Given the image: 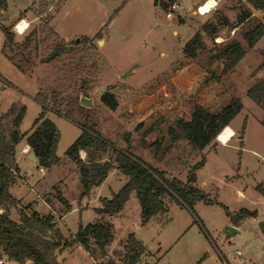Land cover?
<instances>
[{
    "label": "rangeland",
    "instance_id": "1",
    "mask_svg": "<svg viewBox=\"0 0 264 264\" xmlns=\"http://www.w3.org/2000/svg\"><path fill=\"white\" fill-rule=\"evenodd\" d=\"M203 1L177 0L174 18L153 0H7L0 11V117L13 106L25 107L19 131L26 135L16 147L21 171L10 188L18 213L53 214L68 240L80 225H112L111 244L101 246L91 239L85 249L74 243L57 250L60 264H129L132 254H126V247L131 234L145 247L135 264H264V110L247 95L245 77L224 70V60L215 57L233 40L247 47L245 33L264 21V15L260 12V18L238 23L234 34V25L252 5L247 0H221L211 13L193 14ZM221 15L229 24L218 35L202 33L205 23L216 22ZM23 19L29 27L21 39L14 28ZM2 26L14 34V45L6 46ZM198 31L205 47L186 51ZM27 38L29 46L16 47ZM82 38L91 41L84 43ZM61 43L66 51L50 63L42 62ZM244 60L248 72L260 58L249 54ZM106 93L115 96L117 109L102 102ZM38 94L46 98V116L60 131L58 162L48 167L21 153L44 109ZM81 95L93 104L83 105ZM238 96L244 108L231 125L239 132L227 146L216 139L204 150H195L181 136L177 122L189 120L195 105L218 112ZM13 118L4 121L7 134ZM83 124L99 133L96 154L101 162L117 165V154L128 150L166 179L186 182L189 171L205 157L197 170V186L220 205L198 201L191 209L164 196L168 212L143 223L133 192L123 215H99L96 209L114 198L128 178L112 170L100 187L82 197L81 164L68 149L82 134ZM171 130L179 137L174 139ZM93 152L81 150L82 162H88ZM241 209L256 211L257 216L240 220V229L231 232L228 227ZM111 220H116L115 227ZM0 257L5 264H20L4 254Z\"/></svg>",
    "mask_w": 264,
    "mask_h": 264
},
{
    "label": "trees",
    "instance_id": "2",
    "mask_svg": "<svg viewBox=\"0 0 264 264\" xmlns=\"http://www.w3.org/2000/svg\"><path fill=\"white\" fill-rule=\"evenodd\" d=\"M253 8L264 10V0H247ZM7 0H0V11L6 7ZM154 5L163 9L169 8V4L177 0H153ZM239 17L238 23H241L248 11ZM229 24L227 16H219L216 22L205 23L201 29L208 37L218 35L221 27ZM3 28L7 37L6 46L14 45V34L6 27ZM198 31L189 43L186 44V51L190 52L195 46L205 47L203 35ZM264 35V24L260 23L252 30L245 33V38L250 47H253ZM84 43H89V38H82ZM30 44V38L25 42L18 44L21 47H27ZM66 51L65 43L58 44L42 60L44 63H50L56 60ZM187 53V52H186ZM245 50L241 44L233 40L227 44L219 53L215 55L218 60H224V70L234 68L245 56ZM193 54H190V56ZM214 76L218 77V75ZM247 95L264 110V80L253 85ZM37 99L43 104L44 109L40 116L35 120L32 131L27 134V143L32 152L38 159V164L42 166H52L58 162L56 149L60 140V131L56 124L46 115L48 108L45 97L37 95ZM111 110L118 107V101L111 93H106L101 98ZM243 105L240 99H232L225 107L218 112H211L202 105L193 107L191 118L189 120L179 119L177 127L182 131V137L185 138L195 150H204L209 145L216 142V137L220 132L234 120L242 111ZM25 114V107L18 109L13 106L9 111L0 117V250L9 260L20 264H60L56 259L57 250L79 243L85 249L89 248L90 240L94 239L101 246L109 245L113 242L114 236L112 225L105 222L80 225L71 240L60 232L55 223L53 215L41 216L37 212L30 215L23 210L19 212V221L11 218L12 205L15 201L10 194V187L16 182L19 175V168L16 159V147L24 138L19 131V126ZM70 113L68 117H70ZM13 118V127L6 133L4 121ZM264 126V119L262 121ZM82 134L69 147V156L77 163H80L81 179L83 184L82 197L89 196L94 188H98L106 180L112 170H119L124 174L128 181L124 187L110 200H104L103 206L97 208L99 215H115L121 212L128 202L131 193L134 191L141 206L142 222L146 223L153 216L159 213L168 212L169 204L163 198L170 197L172 201L193 208L198 201H203L209 205H220L217 198H210L209 194L197 186L196 171L205 164L203 157L189 171L187 181L182 182L178 178L166 179L161 172L146 164L141 159L135 157L131 151L125 150L119 152L116 157L117 165L110 161L101 162L97 157V144L101 141L99 133L86 124L82 125ZM173 138H178V134L171 130ZM93 149L88 162H82L80 151ZM61 202L70 208L69 202L60 198ZM226 213H231L225 208ZM256 217V211L241 209L235 219L234 225L247 217ZM126 254H132L129 264H135L139 260L140 254L144 251V245L133 235L129 236ZM138 253H135V252Z\"/></svg>",
    "mask_w": 264,
    "mask_h": 264
},
{
    "label": "crops",
    "instance_id": "3",
    "mask_svg": "<svg viewBox=\"0 0 264 264\" xmlns=\"http://www.w3.org/2000/svg\"><path fill=\"white\" fill-rule=\"evenodd\" d=\"M205 2V0L203 1V3ZM221 2V0H219V3ZM203 3H202V5H203ZM179 5V4H178ZM200 5V4H199ZM198 5V6H199ZM201 5V6H202ZM249 10H248V16H246L245 17V19L241 22V23H243L245 20H248L250 17H254V18H260V15L261 14H259L260 12H262L263 14L262 15H264V10H257V9H255V8H248ZM194 13H197L196 12V10H194L193 11V14ZM198 15V14H197ZM240 23V24H241ZM260 23H263L264 24V21L262 20L261 22L259 21V23L258 24H260ZM257 24V25H258ZM257 25H255L253 28H255ZM252 28V29H253ZM240 29V28H239ZM252 29H250V30H252ZM249 30V31H250ZM238 31V25H237V23H236V25H234V27H233V30H232V33H234V34H236V32ZM248 32V31H247ZM233 34V35H234ZM246 39V38H245ZM240 43V42H239ZM241 44V46L244 48V50H245V56L242 58V60L234 67V68H232V70L231 71H238V73H239V75L241 74L243 77H245V81H246V84L245 83H243L244 85V87H245V85H246V87H247V91L253 86V85H255V84H257L258 82H260V81H262V80H264V35L261 37V39H259L258 40V42L253 46V47H250L249 46V44H248V42H247V47H245L244 45V42H241L240 43ZM249 54H251V55H253V56H255V57H259L260 58V60H259V63H258V65L255 67V68H253L252 70H249L248 72H246L245 70H246V66H244L243 65V63H244V59L246 58V56H248ZM217 85L219 86V83H217ZM238 98H239V96H238ZM228 103H229V101H228ZM227 103V104H228ZM226 104V105H227ZM226 105H224L223 107H225ZM258 107H260V106H258ZM244 108V107H243ZM261 108V107H260ZM262 109V108H261ZM219 110H221V109H219ZM243 110V109H242ZM263 121V120H262ZM232 129H233V131H234V135L232 136V138L230 139V140H232L234 137H236L237 136V134H238V132H239V129H238V131L231 125V123H230V125H229ZM245 127H246V125H244ZM244 127V128H245ZM243 128V127H242ZM245 132V131H244ZM239 138L241 139V140H243V138H244V133H241L240 135H239ZM229 140V141H230ZM228 141V142H229ZM19 145V144H18ZM223 145V144H222ZM21 153L22 154H27L28 156H29V158H30V155H31V153H32V150H31V148H30V145L26 142L25 143V145L23 146V148L21 149ZM31 159V158H30ZM32 160V159H31ZM33 161V160H32ZM17 162H18V156H17ZM34 162V161H33ZM34 163H38V162H34ZM18 165V164H17ZM19 171H21V169H19ZM42 173H43V170H42ZM196 174H197V171H196ZM19 175H20V172H19ZM22 180H23V182H25V184H27V181L25 180V179H23L22 178ZM128 181V180H127ZM197 181H198V175H197ZM12 187V186H11ZM10 187V188H11ZM134 192V191H133ZM132 192V193H133ZM131 193V194H132ZM10 194L12 195V197H13V199H14V201H15V205H12L11 207H10V211H11V218L14 220V221H19V213H18V209H19V207L17 206V202H16V198L13 196V194L10 192ZM131 196V195H130ZM130 199V198H129ZM129 201V200H128ZM62 203V202H61ZM70 204V203H69ZM127 205H128V202L126 203V205H125V207H124V209L120 212V213H118V217L119 216H121V215H123L124 213H125V211H126V209H127ZM70 206H71V204H70ZM69 211L70 210H72V208L71 209H68ZM26 214H28V215H30L31 213H33V212H30L29 213V211H25V210H23ZM14 213H16L17 215L15 216V217H13V214ZM38 213V212H37ZM40 214V213H39ZM41 215V214H40ZM49 215H53V214H49ZM41 216H44V215H41ZM54 216V215H53ZM118 217H115V218H118ZM114 218V219H115ZM115 221L116 220H111V222L114 224V227H115ZM231 226H234L236 229H240V226L239 225H234V224H231Z\"/></svg>",
    "mask_w": 264,
    "mask_h": 264
},
{
    "label": "clouds",
    "instance_id": "4",
    "mask_svg": "<svg viewBox=\"0 0 264 264\" xmlns=\"http://www.w3.org/2000/svg\"><path fill=\"white\" fill-rule=\"evenodd\" d=\"M219 6V0H205V3L198 10L200 14H208L214 11ZM29 27L26 20H22L15 28L14 31L22 39L25 34V29ZM235 133L230 128H225L221 134H218L216 139L223 145L227 146V140Z\"/></svg>",
    "mask_w": 264,
    "mask_h": 264
},
{
    "label": "water",
    "instance_id": "5",
    "mask_svg": "<svg viewBox=\"0 0 264 264\" xmlns=\"http://www.w3.org/2000/svg\"><path fill=\"white\" fill-rule=\"evenodd\" d=\"M77 41H78V40H77ZM218 71H219V70H216L215 72L218 73ZM125 76H126V75H125ZM102 92H103V93L106 92V88H102ZM80 102H81L83 105H87V106H90V105L93 104L92 99L87 98V97H85L84 95H81V97H80ZM30 158H31L34 162H38V159L35 157V155H34L33 152L31 153ZM228 228H229V230H230L231 232H236V231H237V229H236L234 226H231V225H230Z\"/></svg>",
    "mask_w": 264,
    "mask_h": 264
},
{
    "label": "built area",
    "instance_id": "6",
    "mask_svg": "<svg viewBox=\"0 0 264 264\" xmlns=\"http://www.w3.org/2000/svg\"><path fill=\"white\" fill-rule=\"evenodd\" d=\"M205 3V2H204ZM203 3V4H204ZM202 5V4H201ZM201 5H199L198 7H197V13L198 14H200L199 13V9H200V7H201ZM178 3L177 2H172V3H170L169 4V8H168V11L166 12V16L168 17V18H174V16H175V10L176 9H178ZM200 15H202V14H200ZM203 15H205V14H203ZM16 27V26H15ZM41 173H42V169H41ZM0 254H2L1 253V250H0ZM0 264H5L4 263V261H3V259H2V257H0Z\"/></svg>",
    "mask_w": 264,
    "mask_h": 264
},
{
    "label": "bare ground",
    "instance_id": "7",
    "mask_svg": "<svg viewBox=\"0 0 264 264\" xmlns=\"http://www.w3.org/2000/svg\"><path fill=\"white\" fill-rule=\"evenodd\" d=\"M23 20H25V19H23ZM21 21H22V20H21ZM21 21H20V22H21ZM20 22H19V23H20ZM19 23H18V24H19ZM25 30H26V29H25ZM227 128H230V127H227ZM230 129H231V128H230ZM231 130H232V129H231Z\"/></svg>",
    "mask_w": 264,
    "mask_h": 264
}]
</instances>
